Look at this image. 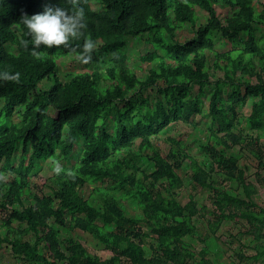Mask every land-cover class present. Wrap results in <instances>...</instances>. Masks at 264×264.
I'll use <instances>...</instances> for the list:
<instances>
[{
  "label": "trees",
  "instance_id": "obj_1",
  "mask_svg": "<svg viewBox=\"0 0 264 264\" xmlns=\"http://www.w3.org/2000/svg\"><path fill=\"white\" fill-rule=\"evenodd\" d=\"M57 2L71 8L73 0H0V73L9 74L0 76V247L18 264H236L210 255L207 244L196 248L206 241L194 223L203 214L192 195L180 201L177 168L190 159L193 182L212 190L214 208L201 206L214 216L210 231L232 219L238 232L264 241V206L246 179L251 166L264 171V1L78 0L87 25L80 38L33 55L21 16ZM185 27L191 35L182 38ZM142 35L152 50L137 72L126 40ZM87 39L91 59H77ZM67 55L80 69L63 81L57 63ZM247 98L244 116L236 106ZM203 112L210 168L171 135L162 155L153 140L173 122L196 127ZM244 117L250 136L237 127ZM235 146L249 155L233 153ZM49 158L60 170L53 169L48 194H33L30 173ZM24 194L32 196L27 205ZM76 233L111 254L91 252ZM249 258L264 261V243Z\"/></svg>",
  "mask_w": 264,
  "mask_h": 264
},
{
  "label": "rangeland",
  "instance_id": "obj_2",
  "mask_svg": "<svg viewBox=\"0 0 264 264\" xmlns=\"http://www.w3.org/2000/svg\"><path fill=\"white\" fill-rule=\"evenodd\" d=\"M264 1V0H262ZM223 13L228 11L227 7L222 8ZM262 28L259 27L257 33H260ZM182 38L191 35V31L188 27H185L181 33H179ZM147 35H142L139 37H128L126 42V55L128 59V65L133 69H136L139 65L140 56L144 55L146 52L151 51V44L146 39ZM216 48L220 51L230 48V46L223 47L219 44L216 45ZM255 68L258 69L257 62L254 60ZM58 69L57 72L60 78L64 81L69 78L73 72H77L80 69V62L75 59V57L64 56L59 58L58 60ZM139 72L140 70H137ZM216 75L222 76V71H216ZM211 78H214L212 76ZM252 82H256V77H251ZM197 89V86L194 87L193 91ZM21 110V107H16L14 112L18 114V111ZM250 110V100L249 98L246 101L236 106V112L241 113L244 116L248 114ZM12 115V121L19 122V114L18 119L15 117L17 115ZM244 119V120H243ZM242 122L237 125L238 129L241 130L243 135L248 134L249 136L254 134V131L251 130L246 124L245 117ZM196 127L191 125L183 124L181 122H173L167 130L161 133L160 137L154 139V144L157 145L159 151L162 155H166V151L168 149L169 140L167 139L168 135L172 137L182 140L185 144V151L194 158L200 165L204 166L206 169H209L211 166V159L209 157L206 146L208 144V139L206 133L211 130L210 125V116L207 112H203L200 115H197L196 118ZM259 142L264 144V136L259 138ZM231 151L235 154L239 152L242 153V156L249 155V152L242 147H232ZM167 156V155H166ZM140 159V158H139ZM15 164L17 163V159L14 160ZM138 163L141 164V160H138ZM191 160L188 158L183 159L181 165L177 168V172L182 179V185L179 189V199L182 203H185L189 196L192 195L198 201V207L200 208V214L195 216L194 223L199 227L198 236H206L205 242H200L196 245L197 249H200L204 244H207L211 247L209 250V254L217 255L220 260L223 261H234L236 264H264V261L257 260L254 261L249 258L250 255L256 253L261 249L264 241H252V236L244 234L242 232H238L236 229H239L240 224L237 221L232 219H221L218 228H216L213 232L210 231L206 227V220L212 221L214 216H211L210 212L203 210L201 206L206 205L208 207L214 208L212 190L209 187L202 188L193 182L191 177ZM1 165V164H0ZM143 168L150 169V166H146L141 164ZM55 163L52 158H49L45 161H41L39 165L34 166L32 172L30 173V186L32 187L33 194L36 195H45L49 193V177L51 176ZM251 166V165H250ZM246 174V179L251 181L255 188L256 192L253 194V198L262 206H264V171L262 169H256L254 166ZM254 171H259V173L263 177V181H258L255 178ZM212 175H215L214 173ZM89 187L85 188V191H89ZM24 204L27 205L31 202L32 196L24 194L22 196ZM124 204L132 209V212L135 214L139 213V209L135 208L133 203L129 201H123ZM203 212V213H202ZM139 225V223H138ZM209 233V234H208ZM196 235V236H197ZM64 236H67V234ZM72 236L78 237L79 240L86 244L89 250L93 253H101L104 257H107L111 254V250L107 248H101L98 246L93 239L88 238L85 234H73ZM64 247V244H60ZM4 246V245H3ZM0 247V264H18L19 258L14 256L9 248ZM216 252V253H215ZM239 253L243 255V257L239 258ZM248 257V258H247Z\"/></svg>",
  "mask_w": 264,
  "mask_h": 264
},
{
  "label": "clouds",
  "instance_id": "obj_3",
  "mask_svg": "<svg viewBox=\"0 0 264 264\" xmlns=\"http://www.w3.org/2000/svg\"><path fill=\"white\" fill-rule=\"evenodd\" d=\"M21 20L30 37L33 55H38L41 45L51 48L53 46L69 47V41L78 39L86 28L84 9L79 6L78 0H73L71 8L61 6L59 2L46 4L42 12L32 15H22ZM21 44L27 47L28 41L22 40ZM94 42L87 39L77 54V59L84 61L91 59V51ZM0 76L9 78L8 73H0ZM55 171H59L57 166Z\"/></svg>",
  "mask_w": 264,
  "mask_h": 264
}]
</instances>
